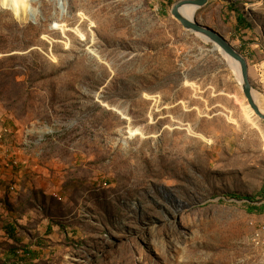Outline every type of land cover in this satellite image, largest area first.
<instances>
[{
    "label": "rangeland",
    "instance_id": "rangeland-1",
    "mask_svg": "<svg viewBox=\"0 0 264 264\" xmlns=\"http://www.w3.org/2000/svg\"><path fill=\"white\" fill-rule=\"evenodd\" d=\"M177 1L0 0V264H264V120ZM196 19L264 94V0Z\"/></svg>",
    "mask_w": 264,
    "mask_h": 264
},
{
    "label": "water",
    "instance_id": "water-1",
    "mask_svg": "<svg viewBox=\"0 0 264 264\" xmlns=\"http://www.w3.org/2000/svg\"><path fill=\"white\" fill-rule=\"evenodd\" d=\"M209 0H178L172 7V15L183 25L184 28L194 33L206 35L211 41L216 43L231 58L239 63L241 72V87L243 94L255 111L260 120H264V110L257 103L254 97V90L250 79L249 64L247 58L218 30L199 22L197 19H189L183 16L180 8L184 5H195L198 9L202 8Z\"/></svg>",
    "mask_w": 264,
    "mask_h": 264
},
{
    "label": "bare ground",
    "instance_id": "bare-ground-1",
    "mask_svg": "<svg viewBox=\"0 0 264 264\" xmlns=\"http://www.w3.org/2000/svg\"><path fill=\"white\" fill-rule=\"evenodd\" d=\"M7 6L12 10L15 17L21 21H30L33 19V15H31V11L29 9V5L26 4V0H6ZM197 7L195 5H184L180 8V12L183 16L189 18V19H196L197 15ZM201 39H203L205 42H210L214 44V48L217 49L223 56H225L229 62L232 64V66L235 69L236 76L241 84V72H240V66L237 61H235L233 58H231L227 53L221 49L220 46H218L216 43L211 41L206 35L196 33ZM254 97L257 103L261 106V108L264 110V94L258 93L254 91ZM245 109L248 115V119L253 123L254 126L260 128L259 126V118L256 115L253 108L250 106L249 102L247 101L245 97ZM1 135V134H0ZM3 152L1 151L0 147V159L2 160ZM264 219V218H263Z\"/></svg>",
    "mask_w": 264,
    "mask_h": 264
},
{
    "label": "built area",
    "instance_id": "built-area-1",
    "mask_svg": "<svg viewBox=\"0 0 264 264\" xmlns=\"http://www.w3.org/2000/svg\"><path fill=\"white\" fill-rule=\"evenodd\" d=\"M1 146H2V135H0V147ZM253 222H254V232L251 237V245L256 249V251H258V253L262 256V259L264 260V219Z\"/></svg>",
    "mask_w": 264,
    "mask_h": 264
},
{
    "label": "trees",
    "instance_id": "trees-1",
    "mask_svg": "<svg viewBox=\"0 0 264 264\" xmlns=\"http://www.w3.org/2000/svg\"><path fill=\"white\" fill-rule=\"evenodd\" d=\"M237 13V21H238V26L239 27H250L251 23L249 21H247L246 17L244 16V13L239 9L236 8L235 6L232 7ZM264 192V189H263ZM236 197H239L238 195H235ZM249 200H252L251 202H253V198H250ZM248 211L249 212H254V213H264V203L260 204V205H249L248 207Z\"/></svg>",
    "mask_w": 264,
    "mask_h": 264
}]
</instances>
